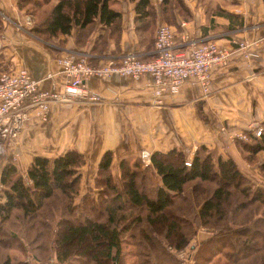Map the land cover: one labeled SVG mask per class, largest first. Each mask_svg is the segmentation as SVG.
<instances>
[{"label": "trees", "instance_id": "obj_1", "mask_svg": "<svg viewBox=\"0 0 264 264\" xmlns=\"http://www.w3.org/2000/svg\"><path fill=\"white\" fill-rule=\"evenodd\" d=\"M131 1L140 42L155 47L157 5L154 0ZM18 5L34 17L31 31L45 38L79 27L76 40L83 44L100 22L101 40L93 46L100 52L109 36L118 42L123 31L122 12L112 0H18ZM158 5L164 23L176 25L178 14L189 17L184 0H160ZM219 13L242 23L231 12ZM3 21L0 14V32ZM1 64L0 73L10 70ZM261 124V135L248 131L247 140L237 141L243 157L252 163L264 152V121ZM113 160L114 151L107 149L98 162V198L91 191L81 192L80 167L86 157L76 147L53 158L36 155L26 174L14 163L6 164L1 174L0 246L9 251L0 264H34L18 258L16 248L43 262L54 255L59 264H130L129 248L135 244L180 264L168 245L184 248L201 227L211 235L199 242L194 264H264V187L250 183L234 157L216 154L206 145L199 146L193 157L178 147L155 149L151 153L155 171L144 169L140 156L120 160L121 185ZM260 167L263 172L264 162ZM144 223L146 227L137 232ZM132 250L133 264H145L137 249Z\"/></svg>", "mask_w": 264, "mask_h": 264}, {"label": "crops", "instance_id": "obj_2", "mask_svg": "<svg viewBox=\"0 0 264 264\" xmlns=\"http://www.w3.org/2000/svg\"><path fill=\"white\" fill-rule=\"evenodd\" d=\"M159 1L154 0L158 9L155 35L158 26L167 22ZM184 1L190 9L189 17L178 14L177 24L173 25L179 45L193 38L214 39L227 45L233 38L259 37L255 53L245 57L235 52L226 64L214 67L209 92L192 79L178 92L156 96L152 78L146 74L140 79L121 75L90 78L87 85L102 99L55 103L45 120L33 118L7 152L0 155V182L3 168L10 162L26 174L36 155L53 158L74 147L86 157L80 167L82 173L86 166L96 170L107 149L114 151L112 165H119L123 157H141V149L152 152L178 147L193 157L199 146L206 145L216 154L231 155L244 165L237 142L241 139L235 141L231 134L252 132L264 121V0ZM112 6L122 12L123 31L118 42L109 36L106 49L100 52L93 49L101 40L100 22L83 44L76 40L79 27L70 34L45 38L31 31L34 21L27 24V14L18 0H0V14L5 18L0 32L1 65L11 70L26 67L35 77L43 78L60 69L59 56L74 50L93 57L96 64L131 51L143 57L152 55L154 45L140 42L135 4L131 0H112ZM220 9L238 16L242 23L219 13ZM49 85V79L42 81V86Z\"/></svg>", "mask_w": 264, "mask_h": 264}, {"label": "built area", "instance_id": "obj_3", "mask_svg": "<svg viewBox=\"0 0 264 264\" xmlns=\"http://www.w3.org/2000/svg\"><path fill=\"white\" fill-rule=\"evenodd\" d=\"M26 22L32 24L33 17L27 15ZM175 35L171 24L161 23L156 30L155 55L147 59L131 51L93 64L87 54L74 50L59 56L57 63L60 69L48 72L43 78L35 77L26 67L3 70L0 73V155L7 152V147L16 141L33 118L45 120L53 104L71 103L77 99L100 101L102 95L87 85L90 78L121 75L140 79L146 74L152 78L156 96L167 91L178 92L186 81L192 79L209 92L211 70L226 64L235 52L251 57L260 41L259 37L233 38L226 45L214 39L193 38L179 45ZM58 75L62 77L57 79ZM46 79L50 80V85L45 87L42 81ZM252 131L259 136L262 126L257 124ZM232 137L248 139L243 131L236 132ZM141 157L144 162L150 163L151 151L143 149ZM186 163L191 164L190 160ZM2 189L0 182V193Z\"/></svg>", "mask_w": 264, "mask_h": 264}, {"label": "rangeland", "instance_id": "obj_4", "mask_svg": "<svg viewBox=\"0 0 264 264\" xmlns=\"http://www.w3.org/2000/svg\"><path fill=\"white\" fill-rule=\"evenodd\" d=\"M157 19H158V16H157ZM33 21H34V17H33ZM262 130H263V127H262ZM235 133L236 132H233L231 135H233ZM232 139L236 141L237 137H232ZM241 140H244V139H241ZM142 150L143 149H141V151ZM243 158L245 159V163H244V165L240 164V167L245 172V175L250 180V183H252L254 185H257V186L264 187V171L262 172L261 167H260L261 163L264 162V152L262 151L261 153H259L258 156H256L257 159L254 161V163H252L249 160H247L246 159L247 157H243ZM141 159H142V157H141ZM142 161L144 162L143 159H142ZM143 168L148 170V171H150V170L151 171H155L154 168L151 165H147L146 162H144ZM83 172L84 173H82V188H81V192L84 193L83 192L84 190H86V191H90L91 190V193L95 197L98 198L99 189L95 186V178L97 176V171L91 169L90 167L87 169V166H86V168H84ZM114 175H115L116 180L120 181V185H121L122 182H121V177H120V173H119V165H114ZM155 177H156V175H155ZM158 180L160 181V176L159 175H157V177H156V181H158ZM120 188H121V186H120ZM80 197L81 196H78L76 198V200L78 202L80 200ZM139 211L142 214H145L144 209H141ZM146 225H147L146 223L141 224L140 228H137V232L140 231V230L142 231V229H144L146 227ZM153 234L155 235V233H153ZM210 235H211L210 231H208L205 228L201 227V228H199V230L195 234V236H194L195 238L192 237L188 241V243L185 245L184 248L176 250L171 245H168V248H169V250L174 251L176 253V256H177L180 264H194V262H195L194 259H195V255H196L195 253H196V249L199 248V242L201 240L207 238ZM140 236H142V232H141ZM126 238L130 239V241L133 242V243L134 242L138 243L137 242V238H135V237H131V236L129 237L127 235ZM156 239H157V241L155 243L159 242L158 238H156ZM139 240H140L139 243H143L140 238H139ZM192 244H196L195 248H193L194 245L192 246ZM134 246L132 248H129V250L130 249L131 250H130V253H129L128 257H127V260H128V262L130 264H133L135 259H136L134 253H132L133 252V250H132L133 248L137 249V251H138V256L137 257H138L139 261H144L145 264L146 263L147 264H173V262H171L167 257L160 256L158 258V254H157V251L155 249L151 250V248L148 247V246H145V247L142 248V247H140L139 245H136V244ZM156 246H155V248H157ZM7 251H9V250L7 249L6 246L5 247L4 246H0V258H2ZM14 252L18 253V254H16V255H18L17 256L18 258L21 257L23 259H28V260L32 261L34 264H59L58 260L55 258L54 255L51 256L48 259V261L45 260L43 262V261H40V260L36 259L33 256V253L29 252L27 250H26L27 253L22 254V253H19V249L16 248V249H14ZM154 255H156V256H154ZM219 258H222V257L219 256ZM223 259H225V258H223Z\"/></svg>", "mask_w": 264, "mask_h": 264}]
</instances>
